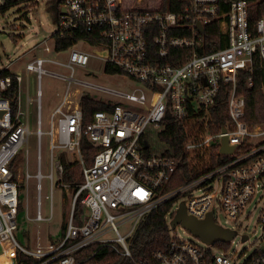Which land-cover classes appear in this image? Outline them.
<instances>
[{
    "label": "built area",
    "instance_id": "2783aa9c",
    "mask_svg": "<svg viewBox=\"0 0 264 264\" xmlns=\"http://www.w3.org/2000/svg\"><path fill=\"white\" fill-rule=\"evenodd\" d=\"M15 1L34 4L38 0ZM4 4L5 0H0V7ZM163 4L164 0H60L54 17L55 42L84 34L93 43L80 39L68 46L65 62L36 57L25 65L24 77L0 75V257L5 256L11 264L18 263L19 255L36 260V264H80L75 253L92 246L110 249L121 264H232L226 247L220 245L231 240L205 244L208 248L203 249L169 236L164 247L150 258L135 257L128 241L138 224L171 203L169 222L181 204L186 214L197 220L209 213L213 219L216 209L230 220H237L244 207L261 193L260 222L264 226V123L249 125L245 121V100L237 93L241 72L249 75L247 87L253 86L255 59L261 64L264 92V16L252 23L251 5L239 0L231 2L227 11L221 9L218 0H179L177 12H163ZM214 29L220 39L204 44L205 30ZM80 43L92 51L78 49ZM212 47L216 49L210 50ZM43 50L50 53L47 46ZM91 60L101 62L106 74L127 77L140 87L122 93L76 79V70H86ZM46 64L62 67L69 75L50 72L44 68ZM46 74L66 83V90L49 116L48 130L43 132L39 82ZM31 76L37 84L35 98L30 94ZM13 83L17 84L14 113L7 97ZM72 84L108 95L109 99H98L117 105L110 112H94L83 128L79 101L75 103L69 93ZM222 86L230 88L228 121L227 127L216 131L210 113ZM21 96L23 110L19 107ZM34 106L35 131L30 128ZM173 122L182 125L188 135L184 152L193 172L171 188L178 161L167 154L151 153L150 146L161 141L159 138ZM44 135L49 138L46 175L41 171ZM32 136L37 148L34 174L29 173L27 160ZM82 136L97 149L91 165L85 163L81 152ZM222 138L233 147L231 153H220ZM62 154L81 167L82 182L74 187L58 183L63 173ZM13 161L19 172L14 176L10 166ZM43 179L50 183V196H45L50 200L48 218L41 210ZM21 182L34 183L36 223L53 220L54 185L63 200L70 194L71 205L69 210L65 206L62 219L64 234L59 237L60 227L53 239L57 241L52 242L50 234L47 243L35 246L17 240L19 203L29 193L21 189ZM194 191L199 195L194 196ZM77 203L81 211L76 209ZM25 212L28 220L27 207ZM122 225L128 229L123 234L119 231ZM213 246L219 248L218 255L209 249ZM243 264H264V242L255 246V252Z\"/></svg>",
    "mask_w": 264,
    "mask_h": 264
},
{
    "label": "rangeland",
    "instance_id": "374dc122",
    "mask_svg": "<svg viewBox=\"0 0 264 264\" xmlns=\"http://www.w3.org/2000/svg\"><path fill=\"white\" fill-rule=\"evenodd\" d=\"M55 4V0H38L37 3H18L14 7L8 9L4 13H0V71L8 70L11 74H18L24 77L25 65L33 61L36 57L52 58L59 62H65L68 56L67 48L54 52L58 47L55 43L54 36L56 28L54 26V18L48 12V8ZM45 41V42H44ZM48 47L50 53L44 52V48ZM86 52L92 51L90 47L80 43L77 46ZM44 68L50 72L69 75V71L56 66L46 64ZM76 79L107 89L116 90L122 93H131L138 89L140 85L127 77L121 75H108L103 71V65L97 60H91L86 70H76ZM31 96L35 98L37 88L35 76L29 78ZM40 86V120L43 132L48 130V120L51 112L59 105L62 96L66 90V83L51 75H42L39 82ZM24 87V83H23ZM69 93L75 103L79 101L82 94H88L95 99H109L108 95L101 94L98 91L85 88L83 86L72 84ZM80 93V94H79ZM20 109L23 110L24 97L19 100ZM30 128L36 129V110L35 106L30 111ZM156 143V141H155ZM49 138L42 136L41 140V171L43 175L49 173ZM154 144L150 146L151 153L156 154ZM36 139L31 137L27 148V160L29 173L36 172ZM21 162V169L24 171V159ZM15 175L19 174L18 170L13 168ZM14 175V174H13ZM56 176L54 177V182ZM21 189H28L29 193L22 198V205L26 210L29 219L26 218V212L18 216V230L15 232L16 238L22 245L28 244L35 246L38 242L47 243L48 235L52 239L57 235V231L61 227L63 213L69 210L71 205V197L66 194L63 200L61 191L55 187L52 192V213L53 220L47 223H36L33 221L35 214V193L34 183L25 184L21 182ZM41 210L44 218L50 216V200L45 196H50V183L47 179L41 182ZM69 193V192H68ZM71 193V191H70ZM194 196L199 195L194 191ZM261 193H257L251 202L243 209V212L237 220H230L221 209H216L213 215V221L216 225L230 229L236 233V236L228 243L226 247L227 256L232 264H243L255 252V246L260 242H264V226L260 222V214L262 211L263 201L259 199ZM169 222V221H168ZM128 229L120 226L119 231L123 234ZM26 233V235H25ZM169 236L176 237L183 241L193 242L197 246L205 249L208 248L197 237L193 236L186 229L177 225L174 229L169 228ZM242 236H247V240H242ZM39 237V240L37 239ZM28 238V239H27ZM213 254L218 255L220 250L216 246L209 248ZM1 264H11L6 260L5 256L0 257Z\"/></svg>",
    "mask_w": 264,
    "mask_h": 264
},
{
    "label": "trees",
    "instance_id": "16d2710c",
    "mask_svg": "<svg viewBox=\"0 0 264 264\" xmlns=\"http://www.w3.org/2000/svg\"><path fill=\"white\" fill-rule=\"evenodd\" d=\"M56 1V0H55ZM221 9H228L229 5L233 1L238 0H218ZM245 1L251 5L249 10V17L252 23L258 21L264 16V0H239ZM19 2L15 0H5V4L0 7V13L6 12L8 9L14 7ZM33 3V2H32ZM180 9L179 0H164L162 11H173L177 12ZM48 12L54 17L57 16V8L52 5L48 8ZM219 32L217 30L208 31L205 30L202 41L204 44H210L212 40L220 39ZM80 39H87L90 44L93 40L90 36L80 34L72 38H66L65 41L60 42L56 50L60 51L68 46H72L80 41ZM217 47V46H216ZM210 50H215V47L209 48ZM253 72L251 78L253 80V86L251 88L247 87L246 80L249 77L247 72H241L237 79V93L242 96L245 100V121L249 125H254L257 123H264V92L262 90V68L259 60L254 61ZM115 74V71L109 72ZM1 76H12L8 70H1ZM229 86H222L218 97L216 99L215 106L212 108L210 113V123L214 124L216 131L223 127H227V113H226V102L229 95ZM7 97L10 100L13 113L17 107V84L13 83L12 88L8 91ZM117 103L95 99L88 94H83L79 99V107L82 111L83 128L90 122L92 115L97 111H107L110 112ZM198 124L197 120H195ZM193 123V128L195 124ZM161 141L157 140L154 143L155 150H158L157 155L167 154L174 157L178 161L177 170L175 173L174 181L171 183L170 187H176L182 183L185 177H188L190 173L193 172L189 163H187V153L184 152V145L187 142L188 135L185 132L182 125L177 122H173L171 128L168 132L163 134L159 138ZM97 149L93 147L88 140L82 136L81 138V152L85 163L91 165L93 155ZM60 160L63 165V173L58 183H63L74 187L82 182L81 167L77 163H70L64 154L60 156ZM17 161V160H16ZM11 170L13 172L14 161L11 163ZM14 176V175H13ZM22 199L18 207V216L23 213ZM172 208V203L163 205L159 207L156 211L151 212L147 215L137 226L133 236L129 239V249L131 253L142 260L148 259L152 254L164 247L169 239V226L167 221L168 212ZM76 209L81 211V205L77 203ZM65 225L62 223L59 232V237L61 238L64 234ZM26 235V233H25ZM28 239V238H27ZM49 239L54 242L51 237ZM221 246L227 247L228 244H220ZM77 260L80 264H121V259L115 255L108 248H99L97 246H92L87 249L80 250L75 253ZM37 261L23 256H18L17 264H36Z\"/></svg>",
    "mask_w": 264,
    "mask_h": 264
},
{
    "label": "water",
    "instance_id": "95a60500",
    "mask_svg": "<svg viewBox=\"0 0 264 264\" xmlns=\"http://www.w3.org/2000/svg\"><path fill=\"white\" fill-rule=\"evenodd\" d=\"M59 3L60 0H56L54 6L57 7ZM221 143L222 146L220 153L228 154L232 152L233 147L227 145L226 138H222ZM177 225H180L186 229L206 245H213L218 242L227 243L236 236L234 231L216 225L212 219L211 213H209L203 220H197L191 216H188L182 204L169 222L170 229H174ZM247 239V236H242V240Z\"/></svg>",
    "mask_w": 264,
    "mask_h": 264
},
{
    "label": "crops",
    "instance_id": "0c3cea01",
    "mask_svg": "<svg viewBox=\"0 0 264 264\" xmlns=\"http://www.w3.org/2000/svg\"><path fill=\"white\" fill-rule=\"evenodd\" d=\"M55 43H56V44H60V41H59V42L57 41V42H55Z\"/></svg>",
    "mask_w": 264,
    "mask_h": 264
},
{
    "label": "bare ground",
    "instance_id": "6f19581e",
    "mask_svg": "<svg viewBox=\"0 0 264 264\" xmlns=\"http://www.w3.org/2000/svg\"><path fill=\"white\" fill-rule=\"evenodd\" d=\"M153 154H154V153H153ZM6 260H8V259L6 258ZM1 262H2V261L0 260V264H1Z\"/></svg>",
    "mask_w": 264,
    "mask_h": 264
}]
</instances>
